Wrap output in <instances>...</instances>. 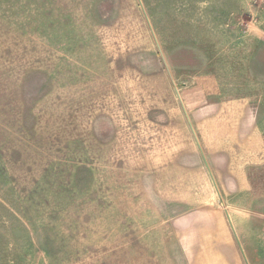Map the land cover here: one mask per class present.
<instances>
[{
  "label": "rangeland",
  "instance_id": "374dc122",
  "mask_svg": "<svg viewBox=\"0 0 264 264\" xmlns=\"http://www.w3.org/2000/svg\"><path fill=\"white\" fill-rule=\"evenodd\" d=\"M0 264H264V0H0Z\"/></svg>",
  "mask_w": 264,
  "mask_h": 264
}]
</instances>
